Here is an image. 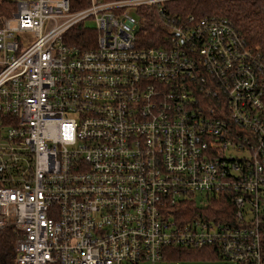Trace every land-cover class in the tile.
Returning a JSON list of instances; mask_svg holds the SVG:
<instances>
[{
	"label": "built area",
	"instance_id": "2783aa9c",
	"mask_svg": "<svg viewBox=\"0 0 264 264\" xmlns=\"http://www.w3.org/2000/svg\"><path fill=\"white\" fill-rule=\"evenodd\" d=\"M179 1L0 0L14 5L0 15V229L17 264H157L179 248L264 264V58ZM79 27L94 43L71 44Z\"/></svg>",
	"mask_w": 264,
	"mask_h": 264
},
{
	"label": "trees",
	"instance_id": "16d2710c",
	"mask_svg": "<svg viewBox=\"0 0 264 264\" xmlns=\"http://www.w3.org/2000/svg\"><path fill=\"white\" fill-rule=\"evenodd\" d=\"M170 5L175 6L176 13L183 16H216L229 20L243 35L247 43L257 49L264 58V13L258 2L252 0H183L178 3H170ZM74 8H79V6H74ZM10 9H14L12 3H0V15ZM147 30L148 36L154 38L156 34L152 31V25L147 24ZM76 31H78L76 35L78 38L71 44L87 47L90 42L94 43L96 35L92 30L79 27ZM183 207L184 212L189 216L192 214L202 215L200 213L202 207L193 203H185ZM211 207V209L209 208L211 215L218 216L221 213V202L215 200ZM16 239L17 235L12 227L0 229V264H17ZM168 255L173 256L174 260L182 262L205 260L202 257V251L199 250L189 252L179 248L173 249V252L171 251Z\"/></svg>",
	"mask_w": 264,
	"mask_h": 264
},
{
	"label": "rangeland",
	"instance_id": "374dc122",
	"mask_svg": "<svg viewBox=\"0 0 264 264\" xmlns=\"http://www.w3.org/2000/svg\"><path fill=\"white\" fill-rule=\"evenodd\" d=\"M86 25L89 28H96L95 23H93L91 21H87ZM34 40H35V37L32 34H30V33H27V34L21 36V41H22V44H24V45H29ZM3 144H4V142L0 141V145L2 146ZM228 152L232 153L231 150L230 151L228 150ZM234 156H236V155H234ZM197 201H198V204L201 203V196L200 195L197 196ZM202 257H204V256H202ZM196 259H199V258H196ZM142 264H149V263H142ZM157 264H213V262L210 261V260H207V261L199 260V261L182 262L180 260H174L173 257H168V259H164V260L158 262Z\"/></svg>",
	"mask_w": 264,
	"mask_h": 264
},
{
	"label": "bare ground",
	"instance_id": "6f19581e",
	"mask_svg": "<svg viewBox=\"0 0 264 264\" xmlns=\"http://www.w3.org/2000/svg\"><path fill=\"white\" fill-rule=\"evenodd\" d=\"M194 201H197V199H194ZM198 206V205H197Z\"/></svg>",
	"mask_w": 264,
	"mask_h": 264
}]
</instances>
